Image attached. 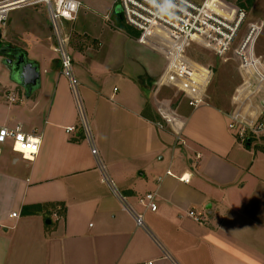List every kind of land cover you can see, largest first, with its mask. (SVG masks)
I'll return each mask as SVG.
<instances>
[{"label":"crops","instance_id":"obj_1","mask_svg":"<svg viewBox=\"0 0 264 264\" xmlns=\"http://www.w3.org/2000/svg\"><path fill=\"white\" fill-rule=\"evenodd\" d=\"M81 1L76 18L63 22L80 103L45 5L10 12L0 25V50L22 49L41 73L27 96L0 51V125H20L41 142L33 160L9 143L2 149L0 264H264V132L243 141L229 127L233 100L226 105L203 92L204 101L191 105L190 88L210 75L206 68L170 72L160 45L120 26L114 0ZM209 2L236 12L228 0ZM165 82L186 92L175 108L159 96ZM150 191L156 210L140 200Z\"/></svg>","mask_w":264,"mask_h":264},{"label":"built area","instance_id":"obj_2","mask_svg":"<svg viewBox=\"0 0 264 264\" xmlns=\"http://www.w3.org/2000/svg\"><path fill=\"white\" fill-rule=\"evenodd\" d=\"M39 2L47 7L56 39L54 49L59 54L62 72L69 79L71 89L80 103V81L74 73L73 58L68 45L69 36L63 29V22L76 18L83 4L81 0H0V25L6 23L12 10ZM114 6L124 21L138 30L144 40L168 48L166 54L170 59L169 71L181 76H188L187 70L182 65L189 66V64L182 61L178 65L176 59H180L188 47L195 43L224 57L238 39L242 25L247 18L244 9L238 8L233 16H229L217 10L209 0L202 2L194 0H114ZM260 30L261 27L257 24L250 23V29L244 35L240 47L235 49L236 54L242 60L241 67L244 70L246 82L244 87L238 88L232 97L236 108L228 116L229 127L238 130L243 141L247 139L248 132L253 136L264 132V63L261 57L254 54V43ZM208 82L209 75H206L199 81L197 87L190 88L191 105L196 106L204 101L201 94ZM180 88L189 92L182 86ZM8 99L16 100L11 95H8ZM81 125L86 138L91 143L93 154L98 156L92 129L84 114L81 117ZM75 129L73 125L67 126L69 132ZM8 143L15 152L30 160H33L39 153L41 146L40 138L24 131L20 125L15 127L0 125V158L3 147ZM166 173L172 175L171 170H167ZM104 176L117 193L115 183L108 176ZM179 178L189 181L186 174ZM119 196L124 206L129 209L126 198L121 194ZM156 196L155 191H150L140 200L152 210H156L158 207ZM17 215V212L11 214V216ZM188 215L198 221L203 220V217L194 210H190ZM134 216L139 226L146 227L141 214L134 213ZM3 228L6 227L0 224V229ZM146 264H152V262Z\"/></svg>","mask_w":264,"mask_h":264},{"label":"rangeland","instance_id":"obj_3","mask_svg":"<svg viewBox=\"0 0 264 264\" xmlns=\"http://www.w3.org/2000/svg\"><path fill=\"white\" fill-rule=\"evenodd\" d=\"M228 2L232 3L231 5L235 10L241 8L247 13V18L242 25L238 35L239 37L229 52L224 57H221L213 51L193 43L180 56L181 61L185 64H189V66H191V64L196 63L208 70L210 74L209 82L204 88V96L226 105L230 104L237 89L244 87L246 82V76L244 75V70L241 67L242 60L236 54L235 49L240 47L244 35L250 29V23H255L261 27L258 37L254 43V54L261 57V60L264 63V0H228ZM38 4L45 5L42 2L34 3L16 8L12 10L11 13L16 12L17 9L31 7ZM155 44L158 45V43ZM161 48L165 53H167V47L164 48L161 46ZM163 86L164 87L159 91V96L168 98V100H166L167 102L165 101V104H169L170 107L175 108L178 106L177 103L179 104L181 101L186 100V92H180L178 89L172 87L169 82H165ZM187 95L189 96L190 94L187 92ZM234 108H236L235 103Z\"/></svg>","mask_w":264,"mask_h":264},{"label":"water","instance_id":"obj_4","mask_svg":"<svg viewBox=\"0 0 264 264\" xmlns=\"http://www.w3.org/2000/svg\"><path fill=\"white\" fill-rule=\"evenodd\" d=\"M0 51L5 55L3 62L10 70L11 79L23 85L27 96H30L41 84L39 65L20 48L8 46Z\"/></svg>","mask_w":264,"mask_h":264},{"label":"trees","instance_id":"obj_5","mask_svg":"<svg viewBox=\"0 0 264 264\" xmlns=\"http://www.w3.org/2000/svg\"><path fill=\"white\" fill-rule=\"evenodd\" d=\"M119 20H120V26L123 27L125 30H127L129 33L135 34V35H139V31L136 30L135 28H133L132 26H130L129 24H127L124 19L122 18V16L119 15Z\"/></svg>","mask_w":264,"mask_h":264}]
</instances>
